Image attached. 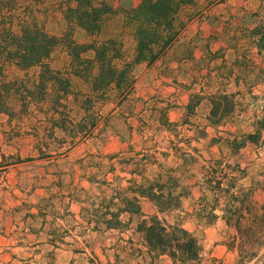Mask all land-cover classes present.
I'll list each match as a JSON object with an SVG mask.
<instances>
[{
    "label": "trees",
    "instance_id": "16d2710c",
    "mask_svg": "<svg viewBox=\"0 0 264 264\" xmlns=\"http://www.w3.org/2000/svg\"><path fill=\"white\" fill-rule=\"evenodd\" d=\"M194 3L142 0L121 12L120 34L103 38L109 16L117 14L104 0H0V132L7 145L17 148L19 142L30 141L41 157L60 155L103 136L118 113L128 117L149 112L139 129L142 135L183 125L171 120L161 96L138 95L135 71L139 65L154 66L178 46L183 51L178 60L192 63L186 117L195 115L206 99L211 104L207 126L237 127L223 130L216 141L219 154L208 158L191 138L171 140L162 151L155 133L140 148L89 153L80 160L79 175L54 171L49 179L22 181L20 188L33 199L23 198L21 205L4 211L13 217V235L21 234L20 240L35 236V241L45 236L36 244L58 247L68 235L127 233L136 219L133 230L145 248L135 247L137 251L166 254L174 263L202 264L200 239L166 217L184 212V201L192 193L186 179L193 177L199 191L193 205L197 218L206 225L225 223L224 244L236 254L237 264H264V199H255L257 190L264 192V166L253 171L251 159V149L264 147V93H256L249 80L257 66L247 52L240 57L241 38L228 47L238 53L234 60L228 59L227 47L213 51L211 43L206 55L197 56L199 45L187 36ZM52 15L65 21L63 32L48 28ZM77 29L85 31V41L76 38ZM247 33L249 43L264 50V25ZM128 35L134 42L130 48ZM58 50L68 55L60 68L52 65ZM201 133L206 134L205 128ZM149 141L154 146L148 147ZM2 156L5 162L8 156ZM41 188L44 193H36ZM143 201L150 202L153 212L143 210ZM22 261L41 264L32 258ZM46 264L68 263L51 256Z\"/></svg>",
    "mask_w": 264,
    "mask_h": 264
},
{
    "label": "rangeland",
    "instance_id": "374dc122",
    "mask_svg": "<svg viewBox=\"0 0 264 264\" xmlns=\"http://www.w3.org/2000/svg\"><path fill=\"white\" fill-rule=\"evenodd\" d=\"M104 1L108 2L117 14L109 16L102 35L103 38L120 34L123 30V14L121 12L124 9L136 7L142 2V0ZM191 13H193L194 19L188 24L187 36L197 41L199 45L197 56L207 54L209 43H211L213 51H218L221 47H227V49L230 46L234 47L237 43L236 38H241L240 57L247 52L257 66L249 80L256 85V93H264V50L253 46L249 43V39L245 38V35L249 34L247 29H252L260 24L264 25V0H195V3L191 5ZM47 26L55 33H61L66 29V23L60 15L50 16L47 19ZM75 36L79 41L87 39L85 31L82 29H77ZM125 40L127 48L132 47L134 44L132 37L128 35ZM181 49L182 47L178 46L154 66L139 65L135 71L139 77L138 95L147 99L161 96L164 100L161 105L170 108L171 120L183 123V125L172 126L169 130L162 129L157 133L150 130L147 132L148 135H142L139 129L145 127L144 123L149 119V112H145L144 116L128 117L124 116L126 115L124 113H118L111 118V123L103 136L82 141L65 153L45 158L34 151V145L30 141L19 142L17 148L7 145L0 132V264H23L22 259L28 258L46 264L51 256L58 263L68 264L71 261L76 264H182L174 263L173 259L166 254L155 256L137 251L135 247L144 250L145 248L139 244V236L133 230L137 225L136 219L131 223V227L134 228H131L127 233L99 234L91 232L85 236L78 235L74 238L68 235L64 239L65 244H58V247H54L48 243L36 244L44 241L45 236H42L38 241H35V236L31 235L27 240H20L21 234H12L16 228L13 224V217L4 212L9 209L11 211L12 208L21 205L23 198L33 199V195L28 196L29 191L27 193L22 191L20 182L28 180L31 183L36 176L42 180L49 179L52 176L50 173L54 171L72 173L76 171L75 173L79 175L81 172L79 169L80 160L89 153H116L122 148H128L129 145L140 148L144 144V140L155 133L162 151H166V148L171 146V140L191 138L192 145L205 158L211 154H219L217 138L225 134L223 130L237 131V127L232 126L231 123L221 127L207 126L206 117L211 104L206 99L197 107L195 115L186 117L184 106L190 98L191 90L188 87L192 82L190 74L192 73V63L178 60L183 52ZM227 55L229 60H234L238 53L230 48ZM67 61V53L58 50L52 65L60 68ZM231 87L234 88V86ZM142 105V103L139 104L140 109ZM127 106L128 102L124 103V109H127ZM204 128L206 134L201 133ZM147 146H154V142L149 141ZM251 151V159L255 161L253 171L260 170L264 166V147L254 148ZM2 152L8 156L5 162ZM160 158L163 161L161 155ZM172 160V158L169 160L170 164H173ZM195 181L196 179L193 177L186 179V184L191 187L192 193L184 201V212L166 215V217L171 222L183 223L200 239L205 258L202 264H212L210 260L213 258L218 260L216 264H237L236 254L224 244L228 236V228L225 223L218 220L215 224L206 225L195 215L193 205L199 196ZM41 185L40 187H43L44 184ZM36 193H44L43 188L37 190ZM255 199L257 201L264 199V192L261 189L256 191ZM142 205L146 213L153 212L150 202L143 201ZM20 222L23 225V222ZM131 240L136 244H131ZM119 244L121 245L118 247ZM250 264H255V262Z\"/></svg>",
    "mask_w": 264,
    "mask_h": 264
}]
</instances>
